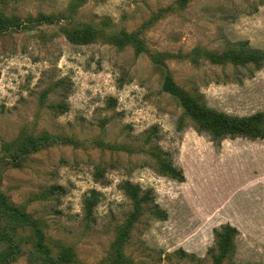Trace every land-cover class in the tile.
I'll list each match as a JSON object with an SVG mask.
<instances>
[{
    "label": "rangeland",
    "instance_id": "rangeland-1",
    "mask_svg": "<svg viewBox=\"0 0 264 264\" xmlns=\"http://www.w3.org/2000/svg\"><path fill=\"white\" fill-rule=\"evenodd\" d=\"M168 73L264 115V0H0V264H264V137Z\"/></svg>",
    "mask_w": 264,
    "mask_h": 264
},
{
    "label": "trees",
    "instance_id": "trees-1",
    "mask_svg": "<svg viewBox=\"0 0 264 264\" xmlns=\"http://www.w3.org/2000/svg\"><path fill=\"white\" fill-rule=\"evenodd\" d=\"M165 86L169 92H171L176 97H179L182 104L187 107V109H194L198 114L199 118L204 121L209 127L213 128L216 132H226V133H246L250 135H255L259 137H264V133L260 129V124L264 123V115H255L248 118L230 116L224 113H218L211 109H204L203 107H197L193 100L187 96L186 93L181 92L175 85H173V79L171 75L165 77ZM186 94V95H185ZM178 179H182L179 175H173ZM91 208V206L89 207ZM0 209L4 211L9 217L16 219L18 222L24 225L31 226L35 229L38 236V244L43 246L45 242V235L39 225L32 220L31 216L26 212L20 210L18 207L11 205L8 201L0 195Z\"/></svg>",
    "mask_w": 264,
    "mask_h": 264
}]
</instances>
